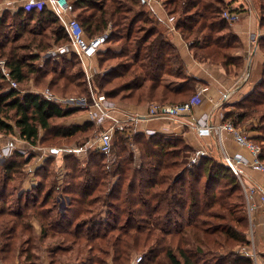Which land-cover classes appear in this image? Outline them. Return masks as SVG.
I'll use <instances>...</instances> for the list:
<instances>
[{"label": "trees", "instance_id": "trees-1", "mask_svg": "<svg viewBox=\"0 0 264 264\" xmlns=\"http://www.w3.org/2000/svg\"><path fill=\"white\" fill-rule=\"evenodd\" d=\"M99 1L75 0L69 8V14L80 20L86 38L101 34L110 17L117 30L107 40L124 41L123 55L129 57V64L124 65L119 72L104 74L98 89L109 97L111 89L101 90L103 85L127 74L129 80L123 87L130 91L127 98L129 103L140 105L147 101L191 100L196 94L197 83L201 81L198 78L185 75L189 78L174 87L161 84L158 80V73L161 72L177 77L183 75L178 70L181 57L177 46L162 37L155 28L153 14L145 1L110 0L108 4ZM162 5L169 17L173 18L179 13L184 15L178 16L175 26L185 39L208 30L204 42L189 47L195 59L220 63L226 69L234 68L235 72L241 68L242 57L233 54L241 48V41L233 33L231 23L223 17L227 2L163 0ZM81 7L83 10L75 14V10ZM82 11L88 14L82 15ZM126 12L131 13L130 18L124 16ZM16 15L29 20L38 18L45 23L54 18L63 33L62 39L68 40L58 19L46 6L40 9L33 7L28 13L19 10ZM123 19H127V22ZM259 21L263 29L264 23L260 17ZM222 36L229 37L230 41L221 44L219 38ZM16 41L18 37L6 45L0 44V54L5 56L9 53L5 61L8 74L20 83L25 79L23 69L26 64L23 58L12 53L24 47V44ZM258 42L264 50V36L259 37ZM130 43L132 49L128 47ZM105 56L110 55L105 53ZM237 104L244 111L226 112L223 119L232 121L246 134L252 133L248 138L260 146L259 158L264 163V66L260 81ZM8 111L14 113L13 122L6 114ZM75 112V108H62L40 93L20 94L12 87L0 95V132L12 133L17 130L20 138L30 144H38L48 141L46 139L67 138L77 133L95 131L94 123L90 120L59 127L54 123L55 119L72 116ZM255 120L257 124L253 123ZM40 129L45 132L44 138L40 137ZM174 136L171 138L159 132L146 135L141 131H116L108 153L94 150L90 154L89 169L71 176L68 193L83 206L97 202L91 195L98 191L99 201L109 204L113 211L110 218L124 221V226L119 231L116 228L114 232L112 224L107 221L96 222L88 224V230L96 229V233L85 234L96 235L98 244L108 247L111 264H130L133 254L142 247H146L148 252L137 264H209L204 255L200 256L205 252L212 255L211 264H253L246 251L249 245L246 232L249 224L244 192L237 178L239 175L212 154H202L196 163L188 164L185 154L194 148L181 135ZM133 149L138 151L137 158L130 155ZM21 163L10 160L5 164L2 183L10 184ZM27 203L22 206L19 202L17 206L25 208ZM235 203L237 206H233ZM238 207L242 210L240 215H236L234 210ZM19 211L12 210L13 214H21L23 209ZM72 215L62 218L67 231L72 225ZM213 220L222 222L215 224ZM103 223H106L105 227H102ZM75 227L80 234L78 224ZM90 243L97 245L96 242ZM230 243L243 245L245 250L212 254L213 249L224 248Z\"/></svg>", "mask_w": 264, "mask_h": 264}, {"label": "rangeland", "instance_id": "rangeland-1", "mask_svg": "<svg viewBox=\"0 0 264 264\" xmlns=\"http://www.w3.org/2000/svg\"><path fill=\"white\" fill-rule=\"evenodd\" d=\"M58 1L65 9L61 14L62 19L53 11L50 0H0V44L6 45L11 39L18 37L16 43H22L24 47L12 53L23 58L26 64L23 69L25 79L17 83L9 76V70L5 63L9 53H6L5 56L0 54V74L2 75L0 78V95L13 87L20 94L25 92L40 93L62 108H75L76 112L72 116L54 120L58 127L80 124L88 120V114L92 110L93 101L97 99V96L105 97L120 108H128L130 105L127 98L130 91L123 87L124 83L129 80L127 74H122L112 79L111 83L103 85L101 90L111 89L109 97H106L104 91L98 89L104 74H109L112 71L119 72L124 65L129 64V57L123 55L124 41L107 40L109 35L117 30L110 17L107 27L102 32L107 34L105 42L94 57L84 60L83 63L69 47L68 40L62 39L63 33L54 18L45 23L37 20L38 18L29 20L16 15L19 10L28 13L33 7L40 9L46 6L53 12L64 29L62 20L65 22L72 19L79 20L72 18L73 15L70 16L69 14V8L75 0ZM151 1L158 6L157 9L154 7H149V9L153 14L154 26L162 34V37L172 42L174 37H180L188 48L191 45H200L205 41L208 30H204L198 36L185 39L175 26L178 16L183 17L184 15L179 13L175 17L173 16L170 22L167 20L169 16L162 5L163 0ZM224 1L227 2L228 8L232 7V0ZM251 1H253L252 4ZM99 2L108 4L110 0H100ZM249 3L252 8L254 6L257 16L264 23V0H250ZM249 3L247 4L249 5ZM82 7L84 8V6ZM82 7L75 10V14L80 12L79 10H83ZM161 10L164 11L162 15H159L158 11ZM83 14L86 16L88 12L82 11ZM123 14L127 18L131 16V13ZM122 21L127 22V19ZM145 26L147 27L149 24H145ZM219 40L221 44L230 41L227 36H222ZM62 47H64V51L61 49ZM128 47L132 49L131 43ZM105 53H109L110 56L106 57ZM133 70L134 68L131 71ZM179 71L183 72L182 70ZM158 74V80L161 84H172V87L184 83L189 78L185 76L184 72L178 77L166 72ZM71 79L73 81L69 82ZM12 82L15 83V86L12 85ZM239 99L227 104L225 106L226 112H243V107L237 104ZM6 114L13 122V111H8ZM1 116L4 115L1 113ZM93 123L95 131L77 133L67 138L46 139L48 141L38 142V144L28 142L27 145L24 143L21 146H15L17 137L20 138L17 130L12 133L0 132V264H111V252H109L108 247L98 244L99 240L96 235L88 236L85 233H96V229L88 230V224L102 223L103 221L112 224L114 232L116 228L119 231L124 226V221H114L110 218L113 211L109 204L99 201L100 193L98 191L91 195V198L97 202L93 205L83 206L79 205L68 193L71 176L89 169L87 167L88 160L90 154L95 150L89 146V143L101 129L108 126V122H104V124ZM253 123L257 124L258 121L255 120ZM45 136V132L40 129V137L44 138ZM168 136L175 137L174 134H168ZM217 152L212 155L223 162L219 146ZM202 154L194 149L186 153L184 158L188 164H193L199 160ZM130 155L137 158L138 151L133 149ZM47 159L49 161H46ZM10 160L22 161V163L17 172L13 174V179L8 185L2 183V178L4 177L5 164ZM238 175L241 179L243 178L239 169ZM239 177L237 178L240 182ZM19 202L22 206L27 203L28 207H20L23 209L22 213L13 214L12 210L18 212L20 209L17 206ZM234 205L237 206L236 203ZM234 210H236V215L242 214L239 207L234 208ZM252 212L251 223L253 224ZM246 213L249 224L247 204ZM69 214H73L72 219H70L72 225L67 231L62 218H66ZM76 214L77 216H75ZM213 222L218 224L222 221L213 220ZM50 223L55 225L51 226ZM76 224L81 230L80 234L77 232ZM105 226L106 223H103L102 227ZM248 230L249 225L246 231L247 236ZM81 234H84L85 237H82ZM117 234L115 233V235ZM90 242H96L97 245L94 246ZM191 244L187 247H190ZM228 245L221 249H213L212 254L218 255L226 251L245 250L243 245L235 243ZM246 251L248 252V249ZM147 252V248L142 247L140 251L133 254L130 264H137L135 259L139 256L142 257ZM205 254L200 256L204 255L207 259L206 262L211 264L213 262L212 255L206 252Z\"/></svg>", "mask_w": 264, "mask_h": 264}, {"label": "crops", "instance_id": "crops-1", "mask_svg": "<svg viewBox=\"0 0 264 264\" xmlns=\"http://www.w3.org/2000/svg\"><path fill=\"white\" fill-rule=\"evenodd\" d=\"M144 1L148 7L157 9L158 6L154 5L151 0ZM246 2L249 3L250 0H232L231 2L232 8L239 12V19L231 23V28L241 41V48L233 53L234 56L242 57L243 64L241 68L235 72L234 68L226 69L220 63L199 61L194 58L193 53L180 37H174L173 43L177 46L181 57L178 69L182 70L186 75L194 76L201 80L197 83V91L192 98L194 103L191 110L192 118L186 116L170 119L146 118L138 123V127L141 130L151 129L167 135H181L189 146L203 154L218 153V146L219 148L222 146L228 154H241L247 162L250 161L251 155L247 148L238 145L228 132L222 131L219 140L215 133L211 132L208 135L200 136L192 128L193 120L203 117H206L209 124H217L224 121L225 106L248 93L255 83L261 79L264 52L259 45L258 39L264 36V31L254 6L253 8L251 7L253 1L249 5ZM163 11H158L159 15H162ZM169 85L173 86L172 84ZM150 102L154 101H147L140 105L129 103L128 109L143 112L146 105ZM247 134L248 136L252 135L251 132ZM6 141L9 142L8 140ZM24 143L27 145L28 142L17 137L15 146H21ZM239 170L243 177L242 180L247 185L258 186L262 183V173L248 163L239 166ZM255 201L256 207L252 212L254 243L258 255V264H264V203L261 195H256Z\"/></svg>", "mask_w": 264, "mask_h": 264}, {"label": "built area", "instance_id": "built-area-1", "mask_svg": "<svg viewBox=\"0 0 264 264\" xmlns=\"http://www.w3.org/2000/svg\"><path fill=\"white\" fill-rule=\"evenodd\" d=\"M53 11L62 19L61 14L65 9L60 5L58 0H50ZM223 17L229 22L233 23L239 19V12L233 10L232 7H227L223 11ZM168 21H172V17L167 18ZM63 21V26L68 37L69 47L77 54L79 59L84 63L99 51L102 44L105 42L107 37L106 33L98 34L92 38H86L80 23L76 20ZM62 47L61 49H63ZM64 51V49H63ZM15 86V83L12 82ZM92 104V110L89 112L87 119L98 123L104 124L108 122V126L101 129L89 143L95 150L102 153H108L112 146L113 134L116 131L120 132H133L139 131L138 123L146 118H177V117H191L192 118V106L193 99L186 102H150L146 105L143 112L132 111L128 108H120L115 103L108 101L105 97L97 96ZM194 124L192 128L197 132L198 135H208L211 132L215 133L217 138L220 140L222 131L228 132L234 141L250 152L251 159L249 162L241 154H228L225 150L220 147L223 162L230 167L234 173L238 175L239 166L248 163L253 168L259 170L262 173V183L258 186L247 185L241 177L240 184L242 186L245 201L247 204V210L249 215V230L248 240L249 245L247 246L248 255L252 259L253 264H258L257 252L254 245V230L253 224L251 223V212L256 207L255 197L261 195V199L264 203V163L260 160V146L254 143L248 138V135L244 133L240 128L236 127L232 121L227 120L217 124H209L206 117L193 120ZM146 135L155 133V130L143 129ZM264 224V216H263ZM140 256L135 259V263L140 260Z\"/></svg>", "mask_w": 264, "mask_h": 264}]
</instances>
